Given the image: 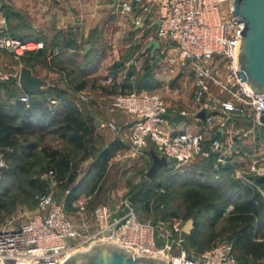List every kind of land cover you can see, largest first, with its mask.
<instances>
[{"label": "built area", "instance_id": "built-area-1", "mask_svg": "<svg viewBox=\"0 0 264 264\" xmlns=\"http://www.w3.org/2000/svg\"><path fill=\"white\" fill-rule=\"evenodd\" d=\"M234 4L235 0H118L115 13L131 17L135 29L161 22L150 41L160 42L162 62L189 70L192 101L188 109L177 113L176 119L183 120L171 122V107L161 96L148 92L118 94L113 105L131 120L129 133L124 135L113 121H106L103 127L127 143L129 157L148 161L146 175L152 166L150 147L168 162L181 166L213 159L216 176L230 169L232 178L250 184L264 199V184L257 182L264 178V150L255 154L244 151V143L252 138L256 142V130L264 147V93L247 89L241 70L236 69L244 24L233 17ZM223 7L228 9L225 15ZM43 49L42 42L22 41L0 32V84L16 82L22 89L26 61ZM78 98L89 102L85 94ZM21 100L28 103L29 97ZM203 111L204 120L199 117ZM242 122L251 128H236ZM235 143L239 148L233 150ZM6 167L0 154V170ZM50 175L54 176L53 172ZM35 200L34 216L0 228V264L4 260L13 264H64L70 256L98 243H113L135 256L155 257L167 264H239L234 245L227 241L200 255L189 251L181 220L143 222L129 197L115 208L99 205L91 215L87 201L78 200V223L51 195H37ZM255 241L262 243L264 238L259 235Z\"/></svg>", "mask_w": 264, "mask_h": 264}, {"label": "rangeland", "instance_id": "rangeland-1", "mask_svg": "<svg viewBox=\"0 0 264 264\" xmlns=\"http://www.w3.org/2000/svg\"><path fill=\"white\" fill-rule=\"evenodd\" d=\"M57 3L56 0L50 2L44 0H0V32H4L8 36L34 41L44 37L51 42L59 33L69 37L73 35L77 38L80 32L78 30L73 32L69 29L68 17L70 14L79 13V11L74 8L70 12V8L58 7ZM227 12L228 9L223 7L222 14L225 15ZM58 25L60 28H58ZM89 35L92 36L93 46L99 49L103 62V64H100L96 78H94L96 79V90L92 88L94 93L90 96L89 102H93L98 109H104L106 121L115 122L122 132H126V124L131 120L114 108L115 95L124 92L122 83L129 69L133 70L135 79H138L144 74L146 67L149 66L156 81L154 89L150 92L161 96L170 105L169 120L179 122V119H176L178 118L177 113L188 109L192 101L193 80L189 70L171 67L162 60L155 62L162 59L163 54L148 53L139 37L140 34H137L132 23L121 15L107 22L100 30H96L95 27L92 28ZM89 39L83 38L82 41H77L81 52L77 51L75 54L71 52L70 57L72 59L76 60L79 56L82 58L85 53L84 46ZM36 56L30 59L38 62ZM116 64H120V67L113 68ZM68 69L71 71L72 67L69 66ZM41 75L44 79L49 78L44 71H41ZM54 82H50L51 86H48L47 89L58 88L53 84ZM101 89H105L107 92H103ZM110 93L114 94L110 96ZM9 100L8 91L0 88V101L8 102ZM236 128L250 129L251 125L242 122L237 123ZM255 135L257 136L256 142L253 143L254 139L250 137L252 138L250 142L244 143V151L255 154L264 150L263 145L258 140V130L255 131ZM117 138V135L107 129L98 131L95 154L88 159H84L82 153L73 152L66 142H60L58 138L53 136H47L44 145H50L53 148L68 152L67 154L79 169L77 181H81L88 175L89 168L99 151ZM151 150V148L148 149V151ZM198 162L196 161L188 166L168 162V166L166 169L161 170L157 179L161 189L157 192L154 191L152 195L142 194L133 204L138 218L143 222L158 224L172 217L173 214H176L177 219L182 221L184 227L190 220L194 221L199 233L197 244L192 245V242L187 240L186 247L196 255L211 249L221 241L235 244L238 229H235V225L230 224L229 217L234 211V205L239 201V198L232 193L233 189L230 187L232 183L238 180L232 177L221 180L214 177L210 179L211 181H208L207 177H203L202 172L204 170L200 168ZM32 163L30 175H22L18 179L8 178L2 180L0 178V201L5 203L6 206L0 213V228L5 227L10 222L17 224L25 221L37 213L33 195L26 193L28 191V181L32 177L45 181L50 186L48 195H51L58 203L66 207V188L60 185L54 176L44 171L42 158H36L32 160ZM148 166L147 160L129 157L127 151L120 152L111 160L109 171L104 175L105 178L97 186L96 191L92 192L89 187V190L83 193L79 200L87 201L89 215L99 205H108L115 208L120 205L123 199L127 197L132 199L140 191L143 193L145 188H149L147 181L150 180L146 175ZM89 183L91 184L90 181ZM210 184L213 185V188H208ZM243 184L250 186L247 183ZM197 190L204 196H208L210 203L225 208L224 216L214 228L210 226L213 213L207 207L199 208L193 218L189 220L185 218L188 211L187 198ZM77 205L78 201L70 209L66 207L70 218L76 223L79 221ZM74 242L76 240L72 244ZM236 252L239 257L240 251L237 250ZM261 262L264 263V260Z\"/></svg>", "mask_w": 264, "mask_h": 264}, {"label": "trees", "instance_id": "trees-1", "mask_svg": "<svg viewBox=\"0 0 264 264\" xmlns=\"http://www.w3.org/2000/svg\"><path fill=\"white\" fill-rule=\"evenodd\" d=\"M133 29L137 34L143 32V39H146L153 35L152 31L156 28L152 29V25L147 24L143 28L135 29L133 27ZM61 36L62 34L59 33L54 37L53 42L56 45H52V47H49V43H46L47 40L44 37L35 40V42H45V47L36 56L39 61L35 62L30 59L26 61L25 67L31 69L41 63L44 64L48 55H52L54 50L58 48L60 52L51 60V67L64 73L68 84L74 91L71 95L67 90L60 88H46L41 92L30 94L19 88L16 82L0 84V88L8 91L10 99L8 102L0 101V154L3 155L7 165L6 168L0 170V178L2 180L8 178L18 179L22 175H30L33 165L32 160L42 158L44 171L53 172L55 180L66 188L65 205L70 209L80 199L81 195L89 190V187L92 192L96 191L97 186L105 178L104 175L108 171L111 160L118 152L127 151L128 145L122 138L118 137L100 150L89 168L88 175L81 181H77L79 169L67 154L68 152L53 148L50 145H44L45 138L53 136L66 142L73 152L82 153L84 159L92 157L96 151L95 142L99 130L94 117L95 105L93 102L79 101L76 92L83 91L88 85L86 78L99 70L102 62L100 51L93 46L92 36H90L85 45H90L92 50L84 55L82 63H78L70 57L71 50H79L77 42L70 38L58 42ZM10 37L22 41H34L20 37ZM147 52L151 53L150 50ZM156 53L162 52L160 50ZM69 66L72 67L71 71L68 69ZM119 67L120 64H116L113 68ZM133 79H135V73L132 69H129L122 83L124 92L116 95L132 92L152 93L150 91L154 89L156 81L151 67H146L142 76L135 79V81ZM101 90L107 92L105 89ZM113 94L110 93V96ZM26 95L29 97L28 103L21 100ZM53 101H56V103H53ZM181 120L183 118H179V121ZM150 148L153 150L152 147ZM150 152L148 151L149 154ZM198 163L200 168L204 170L202 172L203 177H207L208 181H211L210 179L214 177L220 180L231 178L230 169L216 177L212 172L213 159L202 160ZM166 167L163 169H166ZM160 172L154 181H147L149 188H145L143 193L140 191L139 196L142 194L152 195L154 191L157 192L161 189V185L157 183ZM27 186L28 191L26 193L33 195L35 204V197L37 195H48L50 189L45 181L33 177L29 179ZM230 187L233 189L232 193L239 198V201L234 205L233 213L229 217L230 224L235 225V229H238L234 254L239 264H264L261 262L264 260V242L258 243L255 241L259 235L264 238V199L254 192L249 185L241 182H234ZM208 188H213V185L210 184ZM186 203L188 205L186 220L193 218L199 208H209L210 212L213 213L210 222L212 228L222 219L225 213L223 206L210 203L209 197L204 196L198 190L188 196ZM66 207L64 209L68 214ZM5 208V203L0 201V213ZM169 219H177L176 214L164 221ZM198 236L197 226H195L192 233L186 235V239L192 242V245H196ZM237 250L240 251L239 257L237 256Z\"/></svg>", "mask_w": 264, "mask_h": 264}, {"label": "water", "instance_id": "water-1", "mask_svg": "<svg viewBox=\"0 0 264 264\" xmlns=\"http://www.w3.org/2000/svg\"><path fill=\"white\" fill-rule=\"evenodd\" d=\"M115 5L118 0H112ZM233 17L244 24L243 37L237 47L236 69H240L242 80L247 83V89L256 93H264V0H235ZM158 21L152 27H160ZM91 47L86 48L89 53ZM153 54L161 50L158 40H152L147 45L146 51ZM161 59H158L159 62ZM21 87L24 91L35 94L43 90L44 81L34 76L30 69L24 67L21 73ZM199 117L204 120L206 113L203 111ZM264 123V117L262 118ZM239 148L238 143L232 147L233 150ZM152 166L147 178L154 181L161 169L168 165L165 157L159 156L155 151L150 153ZM264 184V178L257 181ZM139 194L134 195L131 203L135 204ZM194 221L190 220L184 228L186 235H190L194 230ZM3 264H13V261L4 260ZM19 264H24L19 262ZM64 264H167L164 260L155 257L135 256L131 252L118 247L113 243H98L88 251L78 252L70 256Z\"/></svg>", "mask_w": 264, "mask_h": 264}, {"label": "crops", "instance_id": "crops-1", "mask_svg": "<svg viewBox=\"0 0 264 264\" xmlns=\"http://www.w3.org/2000/svg\"><path fill=\"white\" fill-rule=\"evenodd\" d=\"M56 1L58 2L57 3L58 7H64V6L68 7V8H70V10H69L70 12L72 10H74V8H77V10L79 11V13H76L75 15H73V14L69 15L70 19L68 17V22H69L68 27L70 30H73V32L78 30L80 32V35L77 38H75L73 35L69 37L66 35L64 36L62 33H60V34H62V36L59 38L58 42L60 40L69 39V38L76 41V42L78 40L82 41L83 38L89 39V37H90L89 33H90V30L92 28L95 27L96 30H100L101 28H103L105 26V24L107 22L111 21L115 17L120 16L117 13H115L116 5L113 3L112 0H56ZM127 20H129L131 22V17H129V18L127 17ZM58 28H60L59 25H58ZM77 28H79V29H77ZM154 32H155V29L152 31V33H154ZM142 33H139L140 34L139 37L141 38L145 48H147V45L150 43V37L143 39ZM97 34H100V33H97ZM46 40H47V43L50 42V41H48V38H46ZM53 40H54V38L49 43V47H52V45H56V43H54ZM42 43L44 44V47H45V42H42ZM88 46H90V45H85L84 49L86 50V48ZM91 50H92V47H91ZM77 51L81 52L80 50H71V52L74 54ZM59 52H60L59 49L56 48L52 55H48L47 61H44V64L41 63L35 67H32L31 69L30 68H28V69L31 70V72L33 73L34 76H37L38 78H40L44 81L43 89H46L48 86H51L52 81L53 82L55 81L53 83L55 86H58V88H60L62 90H67L71 95L72 92H74V91L71 88V86L68 84L64 73L57 68L51 67V60L53 59V57L58 55ZM151 53H152V51H151ZM85 54H88V53L85 51L82 58H81V56H79L76 59L78 61V63L83 62V58H84ZM101 63L103 64V62H101ZM41 71H44L45 73H47V76H49V78H48L49 80L44 79L42 77ZM95 76H97V72L92 74V75H89L86 78V80L88 81L87 82L88 85L83 91L76 92L77 97L79 96L80 93L85 94L89 98V101H90V99H91L90 96H92V93H94V90L92 88L95 87L94 89L96 90V85H95L96 79H94V78H96ZM57 78H59V79H57ZM55 103H56V101H55ZM85 103H90V102H85ZM95 109H96L95 110L96 111L95 112L96 125H97L98 130L100 131L101 129H105L103 127L104 124L106 123L105 111L103 108L98 109L97 107H95ZM92 113L94 114V112H92ZM126 126H127V129H125L126 132H122L124 135L129 133V130L131 127V121L129 123H127ZM59 140H60V142H63V140H61V139H59ZM113 141H111V142H113ZM111 142H109L107 145H109ZM120 152H124V151H120ZM120 152H118V154ZM108 171H109V166H108Z\"/></svg>", "mask_w": 264, "mask_h": 264}]
</instances>
